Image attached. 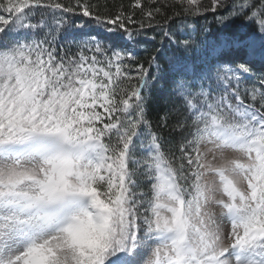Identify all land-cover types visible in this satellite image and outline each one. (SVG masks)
<instances>
[{
	"label": "snow or ice",
	"instance_id": "1",
	"mask_svg": "<svg viewBox=\"0 0 264 264\" xmlns=\"http://www.w3.org/2000/svg\"><path fill=\"white\" fill-rule=\"evenodd\" d=\"M0 264H264V0H0Z\"/></svg>",
	"mask_w": 264,
	"mask_h": 264
},
{
	"label": "trees",
	"instance_id": "2",
	"mask_svg": "<svg viewBox=\"0 0 264 264\" xmlns=\"http://www.w3.org/2000/svg\"><path fill=\"white\" fill-rule=\"evenodd\" d=\"M110 2H114V3H116V4H119V3H121V2H124V3H127V0H110ZM209 20H211V17H209ZM206 22L204 21V20H201L200 21V24L201 25H203V24H205Z\"/></svg>",
	"mask_w": 264,
	"mask_h": 264
}]
</instances>
